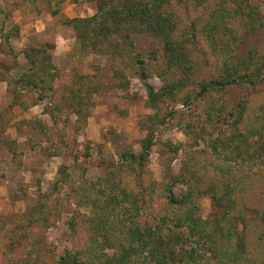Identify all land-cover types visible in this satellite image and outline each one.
Segmentation results:
<instances>
[{
	"label": "rangeland",
	"instance_id": "obj_1",
	"mask_svg": "<svg viewBox=\"0 0 264 264\" xmlns=\"http://www.w3.org/2000/svg\"><path fill=\"white\" fill-rule=\"evenodd\" d=\"M96 10L97 0H0V264H33L26 258L31 251L40 257L35 263L53 264L65 250L80 249L87 231L84 221L89 223L85 218L96 208L77 189L83 185L99 197L102 190L117 197L123 190L136 196L138 178L120 160L126 152L142 151L148 132L152 145L145 163L143 205L124 207L158 239L170 238L175 255L193 248L202 254V263L209 255L203 245L185 237V228L161 224L159 212L166 185L184 161L188 168L192 164L186 153L213 159L223 150L221 140L243 133L264 105V73L254 84L245 78L258 66L257 58L264 57V0H163L162 13L176 24L172 37L183 66L167 64L163 36L130 31L131 51L145 60L146 82L155 91L178 84L157 104L148 101L138 61L128 58L123 32L107 36L95 48L80 46L70 20ZM210 12L220 15L215 31L208 22ZM30 58L42 60L43 67L47 63L55 74L48 96L42 97L30 84L36 71ZM241 62L245 68L234 73L232 66ZM230 74L231 84H216ZM78 78L93 88L88 115L81 120L73 106L59 100ZM43 80L34 77L37 84ZM252 134L249 144L260 152L251 165L264 171V129ZM257 174L250 175L251 180ZM248 178L237 184L249 187ZM186 189L178 182L170 191L180 196ZM263 198L261 183L240 216L231 217L230 226L224 215L227 201L218 205L210 193H196L194 216L211 222L222 219L210 229L219 263L264 264V246L256 242L264 232ZM34 216L43 220L34 221ZM122 218L126 225L132 222ZM162 250L152 244L139 259L160 264Z\"/></svg>",
	"mask_w": 264,
	"mask_h": 264
},
{
	"label": "trees",
	"instance_id": "obj_2",
	"mask_svg": "<svg viewBox=\"0 0 264 264\" xmlns=\"http://www.w3.org/2000/svg\"><path fill=\"white\" fill-rule=\"evenodd\" d=\"M207 1L209 0H198V3ZM215 1L217 0H213V2ZM238 1L236 0L237 3ZM162 8L163 0H97V10L93 15L76 17L70 20L73 23L76 38L82 48L88 46L95 48L107 36L123 32L122 40L125 42V46L128 44L127 48H125L128 52V58L138 61V76L145 83L148 101L153 104H157L158 99L164 95L166 90H170V88L176 87L178 84L171 83L161 87L160 91H155L153 86L146 82L148 76L145 72V60L142 57L140 58V56L135 57V53L131 51L132 42L128 38L130 31L139 32L141 30L163 36L165 49L168 52L167 64L175 65L178 63L182 65V55L179 56L180 50H176L175 39L172 37L176 24L162 13ZM214 13H209L210 20L208 22L215 31L216 28L214 27H216L215 24L219 23L220 15L218 14L219 18L217 17V19ZM220 14H224V12L221 11ZM256 61L258 66L254 68V72L252 74L245 73V78L252 84H254L255 80H259L260 77L262 78L264 73V57L257 58ZM30 62L36 69L33 72V76H37L40 80L44 79L42 84H37L31 74L30 84L34 85V87L37 86L38 93L42 97L48 96L50 90H52L50 82L55 77L54 72L48 69L47 63H44L45 67H43V61L38 58H30ZM183 64L185 65V62ZM245 66V62H241L233 65L231 70L237 73L240 69H244ZM233 80L234 78L230 74V77L218 80L216 84L223 87L231 84ZM66 90V94H61L60 102L65 100L73 106V111L77 114L78 120L85 119L88 115V107L91 104L90 94L93 92V88L86 84L83 79L78 78ZM151 118L154 121L152 116ZM247 126L243 133L233 135L228 140H221L220 145L223 150L214 151L213 159L206 160L204 156H200L201 154L199 153L200 155H198L196 152L192 154L186 153L187 157L190 156L192 164L188 168V164L184 161L180 172L174 175L171 182L166 185L164 204L159 212L160 223H171L176 228H185V237L192 239L195 244L203 245L205 251L209 253L207 260L199 263L198 258H201L202 254L197 253L193 248L185 249L184 254L175 255V251L171 248L172 242L169 243L170 238L168 240L164 238H162L164 240L158 239V236L154 235L151 228L139 226L130 211L132 208L138 209V207L143 205L142 197L146 188L143 180L146 175L145 163L148 151L152 145V136H149L151 133L148 132L149 135L143 141L142 151L139 153L126 152L121 156L120 160L121 166H126L128 172L137 176V185L140 191H137L136 196L131 198L129 191L123 190L120 198L103 190L99 197L93 193H88L83 185L80 190L77 189L79 191L78 194L82 195L87 201L92 202V206L96 209L93 213L94 215L85 218L90 224L84 221V229L88 232L86 231L85 242L82 247L80 249L65 250L57 258L53 259V264H149L140 260L139 255L152 244L163 249L160 252L161 256L157 260V263L160 264H213L211 263L212 261L217 264H223L219 263L221 258L218 254L217 243L213 240L212 234H210L212 226H220L222 219L211 222L195 217L196 193L202 191L210 193L213 201L218 205L222 204L223 200L227 201L228 211L224 214L229 222L227 225L230 224L231 226L230 219L232 216H240L246 206L245 203H248L247 198L250 193H253L259 184L264 183V171L257 172L253 170L251 165V161L255 160L257 153L260 151L249 144L252 131L254 130V134H258L264 129V105L258 108V111L253 115V120ZM197 157H199V160ZM244 164L246 166H243ZM195 166L199 169L196 170ZM190 168L193 169L191 170ZM255 173L258 174L251 180L250 175H255ZM246 175L249 177L248 180L251 181L250 186L248 187L245 184L239 186L237 183L242 182ZM231 178H233V181H231ZM178 182L186 184L187 189L184 194L174 196L170 190L173 184ZM125 203H129L131 209L124 207ZM253 206L258 207L260 204ZM40 210L36 212H40ZM127 212H131L130 216ZM123 216L132 218L130 225L125 224ZM32 220H43V217L34 216ZM260 222L264 227L263 214ZM75 226L76 224H73L74 229H76ZM251 226L253 227V225ZM100 234L102 239H97ZM180 238L183 237L180 235L175 236V239ZM258 241L264 246V232L261 233L260 239L256 242L258 243ZM108 248L112 249L110 255L105 251ZM166 249L167 251H165ZM263 253L264 250L262 256H264ZM26 258L27 261L29 260L33 264L40 259L39 256L33 254V251L28 252ZM152 258L154 259L155 256H152ZM247 259L250 260L251 258Z\"/></svg>",
	"mask_w": 264,
	"mask_h": 264
}]
</instances>
